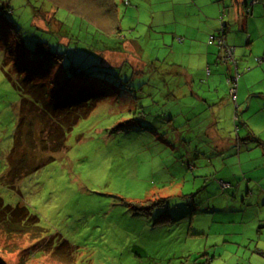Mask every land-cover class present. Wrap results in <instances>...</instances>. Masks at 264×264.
<instances>
[{
	"label": "rangeland",
	"instance_id": "1",
	"mask_svg": "<svg viewBox=\"0 0 264 264\" xmlns=\"http://www.w3.org/2000/svg\"><path fill=\"white\" fill-rule=\"evenodd\" d=\"M65 1L79 11L56 10L49 0H0V178L7 168L20 103L6 42L22 37L27 48L46 42L53 51L68 55L78 46L74 60L80 61L79 67H93L91 87L102 96L69 132L66 150L53 161L23 176L12 189L0 181L3 203L26 207L46 231L38 239L0 232V264H66L51 255L56 239L46 246L55 236L76 247L69 264H235L258 257L253 243L259 242L257 230L264 231L257 218L264 212V200L257 191L253 197L248 194L247 184L253 188L259 183H247L243 173L256 167L255 175L264 180V148L250 142L251 148L241 153L255 152L249 155L254 160H239L233 148L228 154L205 133L212 111L219 115L222 138L235 137L241 128H227L225 112L247 106L242 86L252 85L263 94V99L251 98L250 106H264V66L255 61L264 58V41L258 38L254 45L251 41L250 53L244 47L246 54L234 57L240 89L234 100L217 108L212 104L229 97L227 78L228 90L215 89V83L224 82L223 71L219 64H211L208 76V66L202 65L208 47L193 39L195 27L189 21L194 24L197 19L192 15L186 24L185 6L175 0H115L120 30L105 36L96 28L101 23L82 21L99 17L96 4ZM221 1L231 8L230 0ZM226 8L217 14L218 30L227 19ZM8 23L14 28L8 29ZM64 35L72 39L68 46ZM106 46H122V53H101L102 65L119 68L99 67L101 58L94 49ZM69 67L62 59L50 73L62 70L65 78L79 81L70 76ZM185 71L195 82L193 89ZM28 118L31 125H20L23 146L18 152L27 147L29 157L37 158L45 155L40 146L43 126L37 117ZM255 128L264 138V128ZM219 181L230 187L223 191ZM249 236L253 242L246 251L240 241Z\"/></svg>",
	"mask_w": 264,
	"mask_h": 264
},
{
	"label": "trees",
	"instance_id": "2",
	"mask_svg": "<svg viewBox=\"0 0 264 264\" xmlns=\"http://www.w3.org/2000/svg\"><path fill=\"white\" fill-rule=\"evenodd\" d=\"M49 1L52 6L56 7V10L66 8L69 12L75 13L76 10L79 11L77 6H71L65 0ZM71 1L76 3L74 0ZM91 2L98 7L99 12L96 16L99 17L96 19L93 16H90V19L88 18L89 20H86L85 17H83L82 21L91 22L92 24L101 23V25L96 28L103 31L105 36H107V34L108 36L116 35L120 29L118 27V9L115 0H91ZM83 3L90 7L91 3ZM71 7L73 8V11L69 10ZM4 8L10 12L11 8L8 4L5 3ZM78 14L80 16L81 13L78 12ZM100 20L103 22H100ZM10 25L8 23V29L14 28L12 23ZM221 32L224 33L222 28L219 29L218 33L220 34ZM18 34L19 32H16V36H18ZM64 37L69 40V42L64 45H70L72 39L68 38L67 35H64ZM25 42L26 41L21 37L20 40L15 41V43L6 42L5 44L7 54L6 59L8 61L7 64L11 66V72H15L17 75L14 86L18 90L20 96L18 121L15 128L14 140L7 156V168L0 178L3 185L11 189L14 188L15 184L23 176L30 174L38 170L44 164L53 161L56 158V154L62 153L66 150V140L69 132L80 120L85 119L90 115L95 108L98 98L102 97L101 93L95 91V89L91 87V82H93V78H95L92 70L93 67H79L78 62L80 61L74 60V55L80 51L78 46L74 45V54L71 53L68 55L53 51L50 44H47L46 42L37 41L33 48H27ZM100 49L101 50L94 49V53L97 52L100 57L101 53L105 51L122 52V46L118 49L114 46H106L104 49ZM62 59H66L70 64V76L74 77L76 81H79L74 82L72 81L73 79L65 78L64 75H62V70L58 69L54 75H51L50 72L55 64ZM99 67L103 69L119 68L117 66H104L102 63H99ZM42 76H44L43 80L39 79ZM58 79L60 81H55ZM63 82L68 84L66 88L63 86ZM50 85L54 87L51 90ZM32 115L37 117L43 126L40 131V136L42 137L40 140V146L45 155L37 158H32L31 154V157H29L27 147L24 148L23 153L18 152L19 148L23 146L20 141V125L23 122L31 125V120L30 118L27 119V117H32ZM238 128L239 125H236L235 130L237 131ZM236 135L235 138L237 140H233L234 148L241 145L239 138ZM252 139L254 138L249 134L244 140H242L244 143L243 146L245 145L247 150L250 149L247 141L252 142ZM253 143L264 148L263 139L259 140L255 138ZM27 146L30 150L34 148L33 143L31 142H29ZM17 153L18 156H16ZM237 153L238 152H236V154ZM219 182L224 191L230 187L229 183L223 181ZM223 184H226V187L222 186ZM0 232L7 236L29 235L32 239H38L46 233L45 229L40 225L38 217L31 214L26 207L19 205L14 207L5 205L1 198ZM54 239H56L57 244H55V247L53 246L54 251L51 255L54 258L59 257L60 261L69 264L71 254L76 247L71 245L61 236L50 237L46 246L51 247Z\"/></svg>",
	"mask_w": 264,
	"mask_h": 264
},
{
	"label": "crops",
	"instance_id": "3",
	"mask_svg": "<svg viewBox=\"0 0 264 264\" xmlns=\"http://www.w3.org/2000/svg\"><path fill=\"white\" fill-rule=\"evenodd\" d=\"M220 1L221 0H207L204 3L199 0H175L174 3H176L179 6H185L188 9L189 13H186L184 9L182 10L185 12V15H187L186 24L188 23V20H189L188 18H190V16L192 15L194 17L196 16L197 21L194 24H193V21H189L191 22V25L195 27V35L193 34L192 37L194 40L196 38L200 39L208 47V54L206 55V58L203 61L204 64L202 65H205L206 67L208 66V76H210L209 66H211V64H214V65L219 64L218 66H220L221 70L223 71L224 82L220 81V84L215 83V89H217L219 86V88L224 87L225 89L228 90V87L226 85V78L227 79L233 78L235 74L238 75V77H240L238 74L239 64L236 62L234 57H236L237 55L239 58L243 57V55L246 54L244 47H248L250 49L249 50V53H250L252 51L251 45L252 44L254 45L255 42H257L258 38L264 41V3L262 2V5H259V4L252 5V7L250 8V11H247L246 9L248 8V5L250 4L249 1L251 0H230L231 8L229 9H227L223 5L222 1L221 2ZM196 4L198 6L203 5L206 7L205 8L207 9L206 14L208 15L207 18H204L202 16V13L204 12L203 6L196 7ZM261 6L263 8H261ZM224 8H226L227 10V16H226L227 19H223L224 21L221 19L222 22H220V24L222 26L221 28L223 29L224 33L221 32L219 34L218 33L219 31L218 21H216V17H217V14L221 12V9L223 10ZM246 31H248L250 35L248 34L245 35ZM201 36H204V37H201ZM62 38L63 37H61V39ZM218 38H221L224 41L225 46L230 47L232 49L231 57L227 56L224 48L217 46L216 43H217ZM63 39L67 40V38L65 37ZM251 41L252 43L250 45ZM68 42L69 40L63 43L67 44ZM210 47L212 48L210 49ZM234 48H235V51L233 52ZM237 48H239L240 50L236 54ZM100 58H101L100 63L103 64L104 62L102 60L104 59V57H100ZM256 63L260 65L262 64V66H264V58H262L259 62L256 61ZM104 66H116V65H111L107 63ZM246 71L248 70L246 69ZM183 74L187 82L189 78L192 80L191 89H193L195 82L192 76L188 75L187 71H185ZM243 74L241 73L240 75L242 76ZM205 84H208V78H206ZM203 86H204V83H203ZM242 87H243V92L240 91V94L243 96L247 94V97L245 96L247 106H234L232 111H230V109H226V112H225V115L227 116V119L229 120V123L226 125V127L228 128L229 125H231L232 127L239 125V128H241L239 129V131H237L236 136H238L240 144L242 146L240 145L241 147L239 146L237 148H234L233 143L236 138L233 135L232 137L222 138L221 131H224V130H220L219 128V122H218L220 120L219 115L217 116V114H214L212 111H211V114L209 115L210 116L209 118L211 120L210 129L209 131L207 129V132L205 134H206V137L209 136L210 141L214 143L215 145L227 148L228 154L230 152H233V150H235V152H238L237 155L239 156L238 157L239 160L242 158L243 161H249V160H254V159L249 158V155L251 153L255 154V152L241 153L243 149L247 151L246 146L245 145L243 146L244 143L242 140H244V138H246V136L250 134L251 137H253L254 139L255 138L259 140L263 139L264 141V138L262 137V134H263L262 131L257 130L255 128V127L264 128V106H250L252 104L251 98H253L255 95H258L260 99H263V94L261 93L260 90L255 89L254 86L252 88V85L248 84L247 86L245 85ZM239 89H240L239 84H236V94L239 92ZM228 94H229V97L222 98L221 103H214L212 105L217 108H220L223 104H226L229 101H232L229 91L227 95ZM196 98L202 102H207L206 99H202L199 96L198 97L196 96ZM252 118H254L255 121H252ZM251 122H253L254 127L251 125ZM254 139H252L251 141L253 142ZM247 144L251 148L250 142L247 141ZM232 148L233 150H230ZM262 152L264 153V150ZM258 169L259 168L256 169V167L254 168L252 167L251 169L245 170V172L243 173V177L246 178L247 183L248 182L251 183L253 181L259 183V185H254L255 188L254 187L251 188L252 185L247 184V189L249 191L248 194L251 195V197H253L255 195L254 191H257L259 199L263 198L264 200V180L260 179L259 177L257 178V175H255L257 173L254 172V171L258 172L259 171ZM257 218H258V223L261 225V227L259 228L261 229L264 226V212H261V217L257 215ZM258 230H257L258 232L257 237H258L259 242L258 244L256 242L253 243L256 245L253 248L255 250V253L258 255V257L252 258V256H250L248 258L249 263L241 259H238L237 261H235V264H250V263L264 264V231L259 232ZM250 238H251L250 236L247 239L242 238L241 240L243 241L242 242L240 241V245L244 246L246 251L249 248H251V244L253 242L252 239Z\"/></svg>",
	"mask_w": 264,
	"mask_h": 264
},
{
	"label": "built area",
	"instance_id": "4",
	"mask_svg": "<svg viewBox=\"0 0 264 264\" xmlns=\"http://www.w3.org/2000/svg\"><path fill=\"white\" fill-rule=\"evenodd\" d=\"M258 1L259 0H251L250 4L248 5V8L246 10L250 11V8L252 7V5L256 4ZM216 44L218 47L224 48L227 56H229V57L232 56V49L230 47L225 46L224 41L221 38H218ZM260 60H261L260 58L255 59V61H257V62H259ZM237 77H238V75H234L233 78L227 79V83L229 85V93H230L232 100L235 99ZM222 186L226 187V184H223Z\"/></svg>",
	"mask_w": 264,
	"mask_h": 264
}]
</instances>
